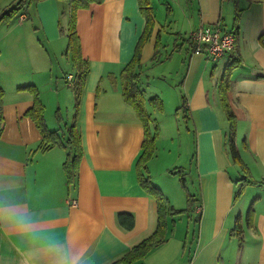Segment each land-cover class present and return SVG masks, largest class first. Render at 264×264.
I'll list each match as a JSON object with an SVG mask.
<instances>
[{
	"label": "crops",
	"instance_id": "0c3cea01",
	"mask_svg": "<svg viewBox=\"0 0 264 264\" xmlns=\"http://www.w3.org/2000/svg\"><path fill=\"white\" fill-rule=\"evenodd\" d=\"M151 1L155 25L142 48L140 86L146 100L152 95L164 103L163 111L147 105L160 113L161 117L156 118L148 111L152 123L159 126V136L164 128L166 98L177 116L175 129L195 134V177L190 179L192 186L198 185L196 194L203 206L198 228L192 226L189 235L191 227L188 229L185 217L175 220L173 231L167 222V236H171L137 264H264V46L260 42L264 0H174L171 13L165 17L164 12V22L156 20L163 2ZM64 4L65 0H40L32 16L21 13L17 23H0L4 118L0 199L16 205L32 221L24 228L17 222H0V264H25L29 257L35 264H44L43 244L48 237L61 240L69 250L79 253L82 264H123L124 256L151 236L157 226L156 201L140 186V170L136 167L142 154L144 128L120 90L121 71L131 60L146 26L137 0H100L77 12L76 32L90 73L76 124L84 155L72 183L63 166L67 149L38 150L40 133L25 116L33 98L18 91V87L35 85L44 90L40 95L47 127L49 123H63L62 107L69 110L63 105L65 98L55 91L71 89L74 112L72 87L65 79L66 75L73 76L74 68L67 55V38L60 31V16L66 17L61 14ZM30 17L33 30L25 28ZM217 22L236 31L234 49L227 57L195 54L188 43L189 51L183 48L191 31ZM64 23L67 33L66 18ZM19 27L25 36L17 41ZM174 33L181 38L176 39ZM172 35L177 53L163 54L166 40ZM24 40L29 45L23 46ZM173 56L176 62L171 70L177 71L178 86L166 81L154 84L156 79L167 80L170 71L164 70L163 62L168 63ZM229 63L234 67L228 74L227 100L236 118L235 145L247 167L245 172L228 157L224 144L230 125L218 88ZM47 91L56 97V105L45 97ZM58 110L61 121L56 119ZM180 114L187 122L179 119ZM58 128L60 125L54 130ZM176 160L166 167L167 172L179 165ZM166 175L173 193L160 184L153 185L173 195L177 186L173 188L170 174ZM244 175L255 183L241 181ZM120 212L133 215L132 229L117 225L116 215ZM236 223L241 227L239 236L233 231Z\"/></svg>",
	"mask_w": 264,
	"mask_h": 264
},
{
	"label": "trees",
	"instance_id": "16d2710c",
	"mask_svg": "<svg viewBox=\"0 0 264 264\" xmlns=\"http://www.w3.org/2000/svg\"><path fill=\"white\" fill-rule=\"evenodd\" d=\"M37 1L40 0H15L14 3H11L9 6L2 8L0 6V23L6 22L11 23L14 17L19 16L21 13L28 14V9L31 6H35ZM100 0H65L64 8L61 14L66 16L68 21L67 25V55L70 56L72 66L74 68L72 81H69V85L72 87L74 95V115L72 124L60 125V129L51 131L48 129L45 121V105L42 102L40 90L35 85H27L18 87V91L27 92L33 98L32 107L25 112V116L30 118L36 125L40 136L41 141L38 146V150L45 152L51 150L55 147H63L67 149L66 160L64 161V170L68 176V182L72 183V177L76 174L78 166L81 159L83 158V149L81 136L77 129V121L80 115L81 101L86 89L87 80L90 73V65L88 60H85L81 53L80 40L76 32V18L77 12L82 9L89 8L92 4L99 2ZM139 5V10L142 16L145 19V29L142 33L140 39L138 40L133 56L131 60L124 66L120 75V90L124 102L129 105L134 113L137 116L138 121L143 125L144 135L142 141V154L137 161L136 167L139 168V184L144 189V191L152 196L157 204V226L154 233L143 240L141 243L133 247L128 254L122 259L123 264H137L141 263L143 259L155 248L162 245L167 237V222L168 219L172 218V223H175L180 217H185L187 227L190 229L189 235L192 233V226L198 228L201 218H202V199L198 194H192L189 190L187 193V207L183 210H177L171 207L164 197L162 191L152 184L148 175H147V166L146 163L154 156L155 152V142L159 135V126L156 123H152L150 114L147 109L149 105L152 109L163 111L164 103L163 101L154 96L149 100H146L144 95V90L140 86L139 77L141 74V53L143 46L148 42L151 37V34L154 30L155 25V13L150 0H137ZM170 11V8H168ZM19 11H21L19 13ZM18 18V17H17ZM15 17V19H17ZM233 31V30H231ZM235 37L236 31L233 32ZM179 37V34H178ZM181 38V37H179ZM184 40V39H183ZM187 43L191 46L193 53H195L194 45L190 38H187ZM260 42L264 46V33L260 37ZM159 45L157 43L156 47ZM157 53V50H156ZM196 54V53H195ZM158 56V55H157ZM228 56V55H227ZM226 56V57H227ZM156 58V55L153 57ZM232 63V62H231ZM229 63L228 72H226L221 80V83L218 88V94L220 98L221 107L226 114L227 121L230 125L229 133L225 137V150L228 157L232 160L234 164L240 166V170L247 168L246 165L242 162L238 149L235 145V135H236V118L229 107L227 100V90L229 89V80L228 74L234 67L233 64ZM71 82V83H70ZM3 91L0 90V135L3 131L4 118H3ZM179 108L177 109V111ZM57 121H61L62 117L59 113V110L56 111ZM65 124V125H64ZM192 163H195L196 150L192 155ZM242 168V169H241ZM173 173H176L173 171ZM179 173V172H178ZM185 174V173H184ZM246 174V173H244ZM186 175V174H185ZM180 182L184 189L187 188L184 175L180 173ZM248 177L244 175L245 182L248 184L255 183L247 179ZM192 213H190L189 205H192ZM199 209V210H198ZM251 219V213L248 214V220ZM117 225L124 229L130 230L134 226V218L130 213L120 212L116 215ZM174 229V225L172 231ZM236 235H240L241 227L239 223H236L235 229ZM188 232V230H187Z\"/></svg>",
	"mask_w": 264,
	"mask_h": 264
},
{
	"label": "rangeland",
	"instance_id": "374dc122",
	"mask_svg": "<svg viewBox=\"0 0 264 264\" xmlns=\"http://www.w3.org/2000/svg\"><path fill=\"white\" fill-rule=\"evenodd\" d=\"M12 1L13 0H0V6L2 8L7 7L11 3H13ZM161 1L163 2V6L160 7L161 14L156 15V20L164 22V12H165V17H167V15L169 13H171V7L170 6L174 5V0H161ZM151 4H152V1H151ZM152 7L154 10L153 4H152ZM2 8H0V9H2ZM34 8H35V6L34 7L31 6L28 9L29 16H32V14L34 12ZM168 8H170V11L168 10ZM20 12L21 11H19V13ZM154 13H155V10H154ZM15 17L17 18L20 16L16 15ZM15 17L11 22H13V23L18 22V18L15 19ZM65 18L66 17H64L63 15L60 16V20H61L60 31H61V36L63 38H65V40H66V23H64ZM20 19H21V17H20ZM3 23H6V22H3ZM31 23H32V17H30V19H28V22H25V28L33 30V27L30 25ZM2 29H3V25L0 27V33H1ZM196 29H198V28H196ZM186 31L188 32V30H186ZM191 32L188 34V38H190ZM24 36H25V33L23 32V29L21 27L17 28L16 34H15V39L17 41H20V40L24 39ZM174 36L176 37V39H178V34L174 33ZM174 36L172 35V37L168 41L166 40V46L164 44L166 49L162 51L163 54H165L166 52H168V54H170V52H172V51L173 52L176 51L173 55H175L177 53V50H175L173 48V46L175 44V37ZM39 37H40V39L42 38L41 41L44 43L45 40L43 39V37L40 34H39ZM184 39H186V38L184 37ZM22 45L26 46L29 44L27 43V40H24L22 42ZM183 48L187 49L189 51L187 42L183 43ZM23 55H25V52H23ZM64 62H65V60H64ZM175 62H176L175 56H173V59L168 61V63L166 62V60H165V62H163L164 67H165L164 70L167 71L169 69L170 75L167 77V80L156 79L154 84H156V85L160 84L161 85V84H163V81H166L168 83L174 84L175 87L178 86V84H177L178 75L176 73L177 71L173 72L171 70L173 68L172 64ZM156 67H157V65H155L154 68H156ZM164 70L162 71L160 69V71H162V72H164ZM156 72H157V68H156ZM145 73L148 74V70L145 71ZM164 74H165V72H164ZM141 80L143 82L146 81V78L144 77V75H142ZM70 90L71 89L66 87L65 89L61 90L60 92L55 91V93H58L61 97L65 98L63 105L69 107V110H67V108H65V107H62V110H61V115L63 117V123L66 122L68 124H71V120H72L73 115H74L72 105H71V97H70L71 91ZM40 91H42V93H43L44 90H41V88H40ZM49 93H50V91H47L45 94V97H48L51 104L53 102V104L56 105V100H57L56 97L54 95L53 96L50 95ZM146 97L152 98L154 96L151 95V96H146ZM46 101H47V98H46ZM164 102H165V106H166L165 111L162 113L163 114L162 119H163V123H164V128H163L162 132H160V136L158 135V138L156 139L154 156L146 163V166H147L148 171H149V168L152 171L151 180L153 181V184H155V183L160 184L161 187H163L165 190L167 189L169 191V193H173L174 189L169 188L171 185V181H170L169 177H166L167 176L166 174H170V176H171L170 178H172L171 180L173 181V188H176V186H177V189H175V193L173 195L169 194V193H163V192L162 193H163L164 197L167 199V201L171 207L177 206V207H175L176 209H183L185 207L184 209H186V207H187L186 196H187L188 190L192 194H196V191L198 189V185L192 186L191 179H190L192 177H195L194 163L191 164L192 159H193L192 155L195 153V134L194 133H187L186 131H182V130H180V133H179L175 129L176 125H177L176 121H175L177 116L175 115V112L172 108V103L169 102V98H168V100L166 98V100H164ZM47 103L50 104L49 102H47ZM127 106H129V105H127ZM147 109L153 115V117H156V116L158 118L161 117L160 113H157L156 111H152L149 107H147ZM181 114H182V112H181ZM181 114L179 116V119H182L183 122H187V118ZM63 123H60V124H57V123L56 124H54V123L50 124L49 123L48 128L50 130H54L59 125H63ZM178 156L180 157V161L178 160L179 159ZM175 160L177 161V163H179V165H177L176 167H174V166L170 167V171L167 172L166 167L172 165V163ZM180 165H182L183 167H181ZM189 170H191L192 173ZM173 171H175L176 173H173ZM180 173H182L184 175V179L186 181V186H187L186 189L183 188V186L180 182V176H179ZM192 206H193V204L189 205L190 213H192ZM168 224H169V226H171L173 228L174 224L172 223L171 217L168 219ZM185 225H183V232H185V230H186ZM169 236H171V234L168 235L167 237H169Z\"/></svg>",
	"mask_w": 264,
	"mask_h": 264
},
{
	"label": "clouds",
	"instance_id": "9594fccd",
	"mask_svg": "<svg viewBox=\"0 0 264 264\" xmlns=\"http://www.w3.org/2000/svg\"><path fill=\"white\" fill-rule=\"evenodd\" d=\"M17 222L20 227H27L32 223L31 219L24 215L17 206L0 199V222ZM43 247L46 252L44 264H82L79 253L69 248L61 240L55 237L45 239ZM25 264H35L34 258L29 257Z\"/></svg>",
	"mask_w": 264,
	"mask_h": 264
},
{
	"label": "built area",
	"instance_id": "2783aa9c",
	"mask_svg": "<svg viewBox=\"0 0 264 264\" xmlns=\"http://www.w3.org/2000/svg\"><path fill=\"white\" fill-rule=\"evenodd\" d=\"M233 32L225 27L204 25L191 32L190 40L196 54L204 53L212 58H224L234 49L236 37ZM72 78V75L67 76L69 81H72ZM73 204L76 205V201H73Z\"/></svg>",
	"mask_w": 264,
	"mask_h": 264
},
{
	"label": "bare ground",
	"instance_id": "6f19581e",
	"mask_svg": "<svg viewBox=\"0 0 264 264\" xmlns=\"http://www.w3.org/2000/svg\"><path fill=\"white\" fill-rule=\"evenodd\" d=\"M212 26H218L220 28H223L224 25L221 23V22H217V23H214V24H211Z\"/></svg>",
	"mask_w": 264,
	"mask_h": 264
}]
</instances>
